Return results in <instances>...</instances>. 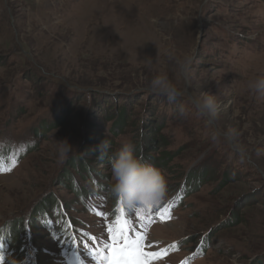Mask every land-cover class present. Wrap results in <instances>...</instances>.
<instances>
[{"label": "rangeland", "instance_id": "obj_1", "mask_svg": "<svg viewBox=\"0 0 264 264\" xmlns=\"http://www.w3.org/2000/svg\"><path fill=\"white\" fill-rule=\"evenodd\" d=\"M169 50L191 56L186 81ZM164 72L184 95L169 101L148 90ZM258 76L264 0H0V227L51 194L69 204L76 223L69 238L53 232L58 218H39L19 247L15 239L0 247V264H96L89 250L111 243L121 205L110 206L109 159L82 146L106 140L114 150L126 138L137 145L156 121L164 147L153 144L141 158L171 156L159 169L166 194L150 214L125 209L144 251L158 254L149 264H264V97L248 89ZM202 92L221 105L215 139L188 101ZM180 103L188 106L184 116ZM113 113L126 117L114 134ZM43 127L44 137L35 134ZM62 140L74 149L61 162ZM81 156L105 184L85 199L62 178ZM192 172L205 174L184 193Z\"/></svg>", "mask_w": 264, "mask_h": 264}, {"label": "clouds", "instance_id": "obj_2", "mask_svg": "<svg viewBox=\"0 0 264 264\" xmlns=\"http://www.w3.org/2000/svg\"><path fill=\"white\" fill-rule=\"evenodd\" d=\"M166 55L176 64L179 75L186 81L191 64V56L177 57L169 50ZM248 89L256 95L264 97V76L250 80ZM148 90L156 95L165 96L169 101L184 95L181 87L169 77L167 72L156 75L149 83ZM189 103L197 113L204 118L205 125L213 138L221 133L217 127V120L221 110L219 100L214 94L202 92L196 96L189 95ZM179 115L188 113V106L184 103L177 105ZM110 147L105 140L100 148ZM74 147L67 141L59 143L58 158L62 162L68 158ZM111 171V193L113 197L130 213L137 210L154 209L163 200L167 183L163 173L153 164L143 160L136 151V145L131 139H123L109 157ZM10 264H23L22 261L10 259Z\"/></svg>", "mask_w": 264, "mask_h": 264}, {"label": "trees", "instance_id": "obj_3", "mask_svg": "<svg viewBox=\"0 0 264 264\" xmlns=\"http://www.w3.org/2000/svg\"><path fill=\"white\" fill-rule=\"evenodd\" d=\"M107 103V102H106ZM168 103V101H167ZM102 107V106H100ZM104 108V107H103ZM102 109V108H101ZM102 111V110H100ZM104 111V110H103ZM171 112V110H170ZM71 113V112H69ZM62 114V111H60V115ZM100 114H103V116L105 117L106 112H100ZM114 114V113H113ZM124 115V117L122 116ZM116 116V119L115 117ZM114 116H112L111 118H109L108 121H111V124L108 126V129L110 130V132L112 134L116 133V131H120L119 129L122 128L123 125V121L126 119L125 114L122 113L121 115L119 114H114ZM149 116H153V114H149ZM97 119H100L101 116L97 115L95 116ZM163 115L160 117V120L163 122ZM108 118V117H105ZM158 119V118H157ZM144 121V120H143ZM146 124V123H145ZM150 126V124H146V128H148L147 134H144V131L141 130V133L139 134L140 136H143L142 139L144 140H140V142H136V147L137 149L139 147L140 151H137V154L142 157L145 155H143V152L146 153L147 150L149 152H152L153 150H155V146L157 147H164L163 144V134H159V130L162 129L163 126H161L162 124L160 123L158 129L157 130V126H158V122H152ZM138 124H135V126H137ZM45 127V126H44ZM43 130L40 128V131H38L37 135H40L42 137H44L43 135L45 134V130ZM151 130V131H149ZM152 133H156V135H153ZM102 144V143H101ZM100 143L96 142V145H90V146H84L83 144V150L82 152L85 154H90L92 156H97L99 157V159L101 161H103L102 163H106V161L104 162V160L109 159L111 153H112V149H113V144L109 142L110 147L108 148V152H104L103 148H100L101 146ZM139 144V145H138ZM144 145L146 147H144ZM3 151L0 152V154H2ZM5 157V154L1 157V159H3ZM147 159H145V161L153 164L156 168L160 169L162 167L166 168L171 156H168V152H166L165 150L160 151L158 156H150L147 157ZM152 158V159H151ZM85 158L84 157H78V160L75 158H71V160L69 161L68 167L65 171V174L62 175V178L65 179V181H67L68 183L66 184L69 188H72V193L76 194L78 196V194L80 193V197L82 199H85L87 197H90L89 194H92V192H95V190H98L99 187H105V184L100 182L99 180H97V178L95 177L96 175V171L95 168H93V164L91 163L92 159L85 162ZM73 170V173L75 175H77V180L76 178H74L71 174ZM95 172V174H94ZM98 174V173H97ZM205 174V173H204ZM202 174V172H200L199 174L192 172L191 174H189V176L185 177L184 180V193H188V190L191 191V189L193 187L196 188V184L201 182V178L204 175ZM99 175V174H98ZM105 177V176H104ZM106 178V177H105ZM84 183H88L89 186L87 188L83 187ZM102 183V184H101ZM107 189L109 190L111 196H109L110 199V206H112V209H115L117 207V205H119V202L113 197L112 193H111V182L109 181L108 185L106 186ZM176 189V188H175ZM174 189V190H175ZM181 189L180 187L178 188V190ZM173 191V189H172ZM182 192H180L181 194ZM68 205L66 204L64 201L60 202L58 201L55 196H53V194H51V196L44 198L43 200H41L40 204L36 207L35 210L31 211L29 213L28 216H24V218L20 217L17 219H12L8 224H5L4 226L0 227V247L2 245H5L8 241H14V239L16 240V245L18 246L21 240V236H22V232L23 230L26 228V226H35L37 224H35L36 222L39 224L41 219H44L45 217L48 218H52L54 217L55 219L58 218L57 222H55V228L53 232H59L60 236H63L64 234L67 235V237L72 238L71 237V232H70V226L73 224L75 227V220L74 219H69V216L66 215L68 214ZM65 212V213H64ZM51 213V214H50ZM114 215L118 214V209L116 214L113 213ZM125 216L126 213H125ZM53 218V219H54ZM35 224V225H34ZM59 225V226H58ZM70 228V229H69ZM19 247V246H18Z\"/></svg>", "mask_w": 264, "mask_h": 264}, {"label": "snow or ice", "instance_id": "obj_4", "mask_svg": "<svg viewBox=\"0 0 264 264\" xmlns=\"http://www.w3.org/2000/svg\"><path fill=\"white\" fill-rule=\"evenodd\" d=\"M151 210H137V215L150 214ZM160 215L163 217L165 212H160ZM132 228V222L125 216V208L121 205L108 229L111 243L89 250L96 264H149L150 258L158 254L145 252L144 235L134 233ZM105 249L110 251L106 253Z\"/></svg>", "mask_w": 264, "mask_h": 264}]
</instances>
